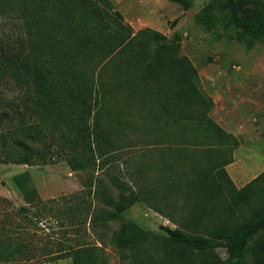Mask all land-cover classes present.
I'll return each mask as SVG.
<instances>
[{
	"label": "trees",
	"instance_id": "1",
	"mask_svg": "<svg viewBox=\"0 0 264 264\" xmlns=\"http://www.w3.org/2000/svg\"><path fill=\"white\" fill-rule=\"evenodd\" d=\"M240 1L228 0L233 24L264 39V11L249 15ZM0 20L22 31L15 41L0 39V83H11L17 92L14 100L0 99L1 160L46 165L67 152L64 161L73 171H87L122 151L120 135L126 133L165 146L154 177L141 154L132 187L108 173L109 184L104 177L89 179L66 212L71 226L87 223L106 231L121 222L111 243L129 264H264V171L242 188L230 179L225 167L238 142L208 116L212 99L198 88L191 62L171 45L178 35L169 40L148 28L134 32L109 0H0ZM146 95L160 101L154 128L123 119ZM117 98L129 111H116ZM103 114L112 115L116 126H98ZM197 146L205 147L192 150ZM28 178L21 173L12 183L26 205L39 206L43 202ZM176 197L183 201L170 200ZM136 204L168 217L176 228L162 226L161 234H153L125 220ZM2 247L10 248V258L24 245ZM217 249L226 252L221 262L214 258ZM97 250L78 245L65 255L72 264H100Z\"/></svg>",
	"mask_w": 264,
	"mask_h": 264
},
{
	"label": "rangeland",
	"instance_id": "2",
	"mask_svg": "<svg viewBox=\"0 0 264 264\" xmlns=\"http://www.w3.org/2000/svg\"><path fill=\"white\" fill-rule=\"evenodd\" d=\"M109 1L134 32L148 28L169 40L175 35L180 37L178 42L171 45L178 56L186 57L191 62L198 73V88L212 99L213 107L208 116L226 123L230 130L226 132L238 142L232 152V158L234 152L237 157L234 172L239 173L244 168L246 176L243 183L246 185L252 181L264 168V39H255L233 24L228 0ZM185 2H189L187 8L183 4ZM240 8L256 16L264 11V0H241ZM0 25V39L15 41L22 36L19 25L1 20ZM110 76V68L104 70L103 79L109 80ZM16 95L11 83H0V99L3 102L14 100ZM149 96L136 101L134 108H131V117L123 119L131 121L133 125L146 123V127L154 128L155 118L152 115L160 111V101L146 95ZM128 103L131 101L128 100ZM126 105L117 98L116 111H129L124 108ZM3 108V104H0V109ZM114 122L115 118L110 114H103L97 119L98 126L102 128L116 126ZM236 124L241 126L238 130ZM61 132L63 128L56 132L57 141ZM120 136L125 142L122 151L97 161L94 170L73 171L64 161L67 152L46 165L29 166L0 159V234H10L0 235V264H72V259L65 253L78 245L97 247L96 256L100 264H129L121 260L118 248L111 243L112 234L119 229L121 222H114L106 231H101L87 223L73 227L66 215L91 178H102L108 173L123 184L134 186L141 154V162L148 164L147 174L154 177L155 164L161 159L159 151L165 146L161 145L160 148L159 145L153 146V142H140L149 136L133 132ZM203 147H193L192 150ZM21 173L28 174L27 185L36 189L43 202L41 205H26L14 188L12 179ZM105 181L109 184L107 178ZM111 190L114 196L117 195L116 189L111 187ZM176 199L170 200L183 201ZM92 204L97 206L94 200ZM22 208L23 211H20ZM124 218L153 234H161L160 227L164 225L170 229L176 228L168 217L142 204L132 206ZM18 225L22 227L18 228ZM19 243L24 245L21 252L8 258L10 248L2 245L15 247ZM57 251H61L59 255L62 256H55ZM215 252L217 261L226 258L225 250L217 249Z\"/></svg>",
	"mask_w": 264,
	"mask_h": 264
},
{
	"label": "crops",
	"instance_id": "3",
	"mask_svg": "<svg viewBox=\"0 0 264 264\" xmlns=\"http://www.w3.org/2000/svg\"><path fill=\"white\" fill-rule=\"evenodd\" d=\"M212 118V117H211ZM213 119V118H212ZM213 120H215L214 122L218 125V126H221V128H223V130H227V132H230V130L227 128L228 126H226V123L224 124V122H223V124H222V121H220V120H216V119H213ZM236 130H238L241 126L239 125V124H236ZM232 134L234 133V132H231ZM234 135V134H233ZM237 157H236V155H235V152H234V155H233V162L232 163H230V164H228L226 167H225V170H226V172H227V174L229 175V177L231 178V180L233 181V183L235 184V186L238 188V186H241V187H243L244 185H245V183H243V181H244V178H245V176H246V174H245V172H244V168H243V170H240V172L239 173H237V172H234V169H233V167L237 164V159H236ZM264 171V168L261 170V171H259V173L258 174H260L261 172H263ZM258 174H256V176L258 175ZM242 182V183H241Z\"/></svg>",
	"mask_w": 264,
	"mask_h": 264
},
{
	"label": "built area",
	"instance_id": "4",
	"mask_svg": "<svg viewBox=\"0 0 264 264\" xmlns=\"http://www.w3.org/2000/svg\"><path fill=\"white\" fill-rule=\"evenodd\" d=\"M165 226V225H164Z\"/></svg>",
	"mask_w": 264,
	"mask_h": 264
}]
</instances>
